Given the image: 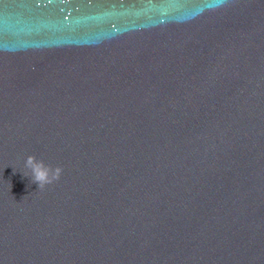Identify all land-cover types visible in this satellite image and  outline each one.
Segmentation results:
<instances>
[{
	"label": "water",
	"instance_id": "water-1",
	"mask_svg": "<svg viewBox=\"0 0 264 264\" xmlns=\"http://www.w3.org/2000/svg\"><path fill=\"white\" fill-rule=\"evenodd\" d=\"M0 264H264V0H0Z\"/></svg>",
	"mask_w": 264,
	"mask_h": 264
},
{
	"label": "clouds",
	"instance_id": "clouds-1",
	"mask_svg": "<svg viewBox=\"0 0 264 264\" xmlns=\"http://www.w3.org/2000/svg\"><path fill=\"white\" fill-rule=\"evenodd\" d=\"M25 167L30 170L32 180L38 183L39 189L59 180L63 171L62 167L52 168L50 165L45 164L43 160H37L32 155L27 157Z\"/></svg>",
	"mask_w": 264,
	"mask_h": 264
}]
</instances>
